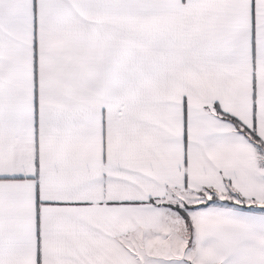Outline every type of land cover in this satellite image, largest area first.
I'll return each mask as SVG.
<instances>
[{
    "label": "snow or ice",
    "instance_id": "snow-or-ice-1",
    "mask_svg": "<svg viewBox=\"0 0 264 264\" xmlns=\"http://www.w3.org/2000/svg\"><path fill=\"white\" fill-rule=\"evenodd\" d=\"M0 264H264V0H0Z\"/></svg>",
    "mask_w": 264,
    "mask_h": 264
}]
</instances>
